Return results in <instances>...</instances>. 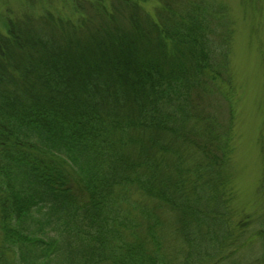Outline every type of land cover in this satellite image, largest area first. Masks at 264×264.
Wrapping results in <instances>:
<instances>
[{
    "label": "trees",
    "instance_id": "trees-1",
    "mask_svg": "<svg viewBox=\"0 0 264 264\" xmlns=\"http://www.w3.org/2000/svg\"><path fill=\"white\" fill-rule=\"evenodd\" d=\"M67 1L0 30V264H193L229 142L203 103L231 84L220 3Z\"/></svg>",
    "mask_w": 264,
    "mask_h": 264
},
{
    "label": "rangeland",
    "instance_id": "rangeland-1",
    "mask_svg": "<svg viewBox=\"0 0 264 264\" xmlns=\"http://www.w3.org/2000/svg\"><path fill=\"white\" fill-rule=\"evenodd\" d=\"M217 2L225 16L222 28L231 30L229 68L225 74L231 84H223L224 94H210L203 103L219 121L220 134L226 131L229 137L222 167V186L228 203L222 198V186L216 191L220 199L214 197V185L202 190L199 187L202 198L194 200V215L200 221L193 225L190 245L193 264H264V0ZM156 4V0L144 3L151 12ZM28 7L35 12L47 8L67 12L70 2L0 0V30L5 29L9 13L19 14ZM190 152L194 156V151ZM131 197L145 201L136 189ZM132 214L135 218L141 216L135 209ZM162 219L167 223L165 215ZM164 231L161 233L166 244L176 242L168 234L170 229ZM185 252L190 251L185 248Z\"/></svg>",
    "mask_w": 264,
    "mask_h": 264
}]
</instances>
